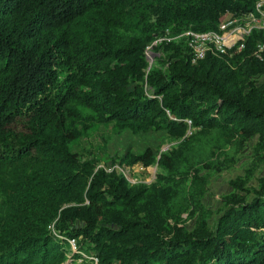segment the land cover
I'll return each mask as SVG.
<instances>
[{"label": "trees", "instance_id": "trees-1", "mask_svg": "<svg viewBox=\"0 0 264 264\" xmlns=\"http://www.w3.org/2000/svg\"><path fill=\"white\" fill-rule=\"evenodd\" d=\"M256 2L0 0V264H264V177L230 182L213 224L196 200L189 229L169 220L174 188L130 185L69 148L82 110L134 135L199 128L258 136L264 148V29L195 63L173 44L165 70L147 71L145 57L168 28L217 32ZM155 162L174 169L150 149L117 163L145 174ZM192 181L191 196L203 197L204 182Z\"/></svg>", "mask_w": 264, "mask_h": 264}, {"label": "rangeland", "instance_id": "rangeland-1", "mask_svg": "<svg viewBox=\"0 0 264 264\" xmlns=\"http://www.w3.org/2000/svg\"><path fill=\"white\" fill-rule=\"evenodd\" d=\"M245 23V15L231 13L226 14L222 20V24H228L227 30L240 28ZM184 33L177 35L168 28L161 37L154 39L146 50L147 71L151 68L165 70L166 64L159 61L166 55L164 45L173 44L181 51L189 52ZM160 39L164 41L160 42ZM155 48L159 50L155 52ZM168 52L170 54L173 51L169 49ZM255 80L257 83L262 82L261 77H256ZM74 125L79 135L69 144L72 153L80 160H94L99 168L114 169L130 185L146 183L148 186L155 184L162 188H174L175 195L167 207L169 220L184 223L189 229L193 227V220L197 215L193 205L196 200L204 208L211 210L209 222L213 224L224 208V198L233 191L230 182L241 179L247 185L256 187L257 180L264 177V148L260 146L258 136L241 138L228 131H204L199 128L187 130L181 138H173L165 131L151 130L134 135L114 123L96 122L86 110L81 111ZM146 149L155 153L156 161L160 154L166 153L174 160V169L161 170L155 162L143 174L139 165H118L119 159L126 155L140 154ZM194 175L204 182H198L199 187L204 188L203 197L196 196L198 191L191 196L195 189L192 184ZM169 180L177 182V185H170Z\"/></svg>", "mask_w": 264, "mask_h": 264}, {"label": "built area", "instance_id": "built-area-1", "mask_svg": "<svg viewBox=\"0 0 264 264\" xmlns=\"http://www.w3.org/2000/svg\"><path fill=\"white\" fill-rule=\"evenodd\" d=\"M263 6L264 0L257 1L254 12L245 15L246 23L240 28L227 30L228 24H221L218 27L217 32L195 33L190 30L186 31L184 36L187 40V47L191 56V62L195 63L196 61L203 59L207 52L227 54V51L241 42L249 34L251 29H264ZM162 41H164V39H160V42ZM147 48L145 49V57ZM263 48L264 45L258 46V52H261ZM186 124L189 127L191 126V122L189 120H186ZM68 243L71 251L75 252V241L69 240ZM93 261L96 264V259H93Z\"/></svg>", "mask_w": 264, "mask_h": 264}]
</instances>
